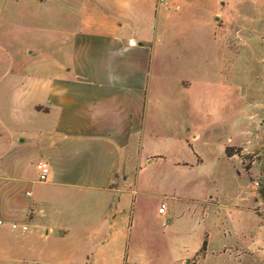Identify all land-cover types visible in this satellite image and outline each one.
<instances>
[{
    "label": "rangeland",
    "instance_id": "rangeland-1",
    "mask_svg": "<svg viewBox=\"0 0 264 264\" xmlns=\"http://www.w3.org/2000/svg\"><path fill=\"white\" fill-rule=\"evenodd\" d=\"M85 1L0 0V220L36 218V234L0 238V264H264V0L159 1L149 98L159 137L136 154L134 207L99 239L40 235L37 225L103 214L30 202L72 196L53 191L52 174L41 182L36 161L51 158L53 46L59 30L81 28Z\"/></svg>",
    "mask_w": 264,
    "mask_h": 264
},
{
    "label": "crops",
    "instance_id": "crops-1",
    "mask_svg": "<svg viewBox=\"0 0 264 264\" xmlns=\"http://www.w3.org/2000/svg\"><path fill=\"white\" fill-rule=\"evenodd\" d=\"M159 1L86 0L81 28L58 31L51 55V158L36 163L37 169L41 161L49 164L53 191L72 196L34 200L30 192V202L38 208L51 202V209H71L73 203L78 209H102L103 214L100 220H82L79 227L69 221L37 225L41 236H73L79 241L97 237L122 226L126 206L131 202L134 207L129 184L136 154L140 156L144 145L159 137L151 133L149 107L150 82L158 74L150 43L157 38ZM178 85L187 92L193 88V78L183 76ZM163 157L152 155L148 161ZM11 183L24 193L22 181ZM35 219L2 220L0 238L16 241L36 234L31 227ZM14 222L28 225L30 231H13Z\"/></svg>",
    "mask_w": 264,
    "mask_h": 264
},
{
    "label": "built area",
    "instance_id": "built-area-1",
    "mask_svg": "<svg viewBox=\"0 0 264 264\" xmlns=\"http://www.w3.org/2000/svg\"><path fill=\"white\" fill-rule=\"evenodd\" d=\"M160 1L163 2L164 0H160ZM38 170L40 173V181L46 182L50 174L49 164L45 161H41L38 164ZM165 209H166V205H163V207L160 209V212H165ZM0 225H4V222L2 220H0ZM11 229L13 231H17L21 233H27L30 231V227L28 225L21 224V223H15V222L11 224Z\"/></svg>",
    "mask_w": 264,
    "mask_h": 264
},
{
    "label": "trees",
    "instance_id": "trees-1",
    "mask_svg": "<svg viewBox=\"0 0 264 264\" xmlns=\"http://www.w3.org/2000/svg\"><path fill=\"white\" fill-rule=\"evenodd\" d=\"M227 153H228V156H229V157L233 156V155L231 154L230 150H228Z\"/></svg>",
    "mask_w": 264,
    "mask_h": 264
}]
</instances>
